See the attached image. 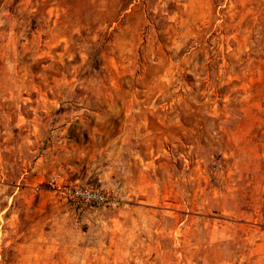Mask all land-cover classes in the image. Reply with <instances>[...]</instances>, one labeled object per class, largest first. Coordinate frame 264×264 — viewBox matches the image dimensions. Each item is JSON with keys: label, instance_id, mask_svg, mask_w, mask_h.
Returning <instances> with one entry per match:
<instances>
[{"label": "rangeland", "instance_id": "rangeland-1", "mask_svg": "<svg viewBox=\"0 0 264 264\" xmlns=\"http://www.w3.org/2000/svg\"><path fill=\"white\" fill-rule=\"evenodd\" d=\"M0 264H264V0H0Z\"/></svg>", "mask_w": 264, "mask_h": 264}, {"label": "built area", "instance_id": "built-area-1", "mask_svg": "<svg viewBox=\"0 0 264 264\" xmlns=\"http://www.w3.org/2000/svg\"><path fill=\"white\" fill-rule=\"evenodd\" d=\"M54 187L70 200L78 202L85 206H100L110 204V200L106 193L100 189H92L87 187H62L58 184Z\"/></svg>", "mask_w": 264, "mask_h": 264}]
</instances>
